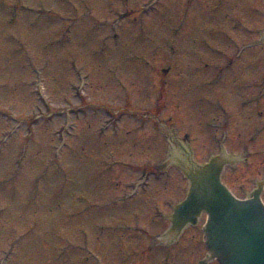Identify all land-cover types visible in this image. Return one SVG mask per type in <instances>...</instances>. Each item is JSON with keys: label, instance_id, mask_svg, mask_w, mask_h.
I'll return each mask as SVG.
<instances>
[{"label": "rangeland", "instance_id": "1", "mask_svg": "<svg viewBox=\"0 0 264 264\" xmlns=\"http://www.w3.org/2000/svg\"><path fill=\"white\" fill-rule=\"evenodd\" d=\"M263 16L261 0H0V264H197L199 228L155 239L185 195L162 169L182 143L198 163L226 148L222 181L264 201Z\"/></svg>", "mask_w": 264, "mask_h": 264}, {"label": "water", "instance_id": "2", "mask_svg": "<svg viewBox=\"0 0 264 264\" xmlns=\"http://www.w3.org/2000/svg\"><path fill=\"white\" fill-rule=\"evenodd\" d=\"M214 167L213 163L208 168H198V173L193 174L196 187L191 200L194 204L191 218L201 210L209 212L210 246L218 251L222 264H264L263 205L259 201L240 202L222 189L220 192L217 177L213 179L211 187L207 188L215 194L210 196L211 193L204 192L205 178Z\"/></svg>", "mask_w": 264, "mask_h": 264}, {"label": "flooded vegetation", "instance_id": "3", "mask_svg": "<svg viewBox=\"0 0 264 264\" xmlns=\"http://www.w3.org/2000/svg\"><path fill=\"white\" fill-rule=\"evenodd\" d=\"M186 138L188 139V136H186ZM181 147L184 148L183 146H181ZM194 228H195V226H191V225H190V226H187L185 229H186V230H189V229H194ZM208 262H209V263H213V261H211V260H208Z\"/></svg>", "mask_w": 264, "mask_h": 264}]
</instances>
